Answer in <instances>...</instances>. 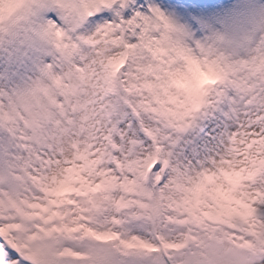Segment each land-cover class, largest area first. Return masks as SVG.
Segmentation results:
<instances>
[{
  "label": "snow or ice",
  "instance_id": "1",
  "mask_svg": "<svg viewBox=\"0 0 264 264\" xmlns=\"http://www.w3.org/2000/svg\"><path fill=\"white\" fill-rule=\"evenodd\" d=\"M129 3L0 0V264H199L217 230L264 264V46Z\"/></svg>",
  "mask_w": 264,
  "mask_h": 264
},
{
  "label": "rangeland",
  "instance_id": "2",
  "mask_svg": "<svg viewBox=\"0 0 264 264\" xmlns=\"http://www.w3.org/2000/svg\"><path fill=\"white\" fill-rule=\"evenodd\" d=\"M155 3L153 6L158 10L166 9L165 16L169 24L175 27H178L176 20L180 15L189 16L191 24L198 31L200 41L196 43L201 48L211 47L220 53H235L243 57L264 43L261 39L257 46L254 45L256 38L264 36V11L251 15L256 4L264 5V0H156ZM250 4L253 6L248 11ZM118 12L123 16L120 9ZM178 31L174 34L179 35ZM197 45H194L195 51L198 50ZM258 214L264 216V206H258Z\"/></svg>",
  "mask_w": 264,
  "mask_h": 264
},
{
  "label": "clouds",
  "instance_id": "3",
  "mask_svg": "<svg viewBox=\"0 0 264 264\" xmlns=\"http://www.w3.org/2000/svg\"><path fill=\"white\" fill-rule=\"evenodd\" d=\"M199 264H258L247 249L229 242L222 231L206 233L198 249Z\"/></svg>",
  "mask_w": 264,
  "mask_h": 264
},
{
  "label": "bare ground",
  "instance_id": "4",
  "mask_svg": "<svg viewBox=\"0 0 264 264\" xmlns=\"http://www.w3.org/2000/svg\"><path fill=\"white\" fill-rule=\"evenodd\" d=\"M142 0H131L129 4L127 13L134 14L136 11V7L141 3ZM156 0H147L148 4H153ZM253 4H250L248 7V11H251ZM162 11L165 13L166 9L163 8ZM264 11V5L256 4V9L251 11V15H258ZM165 17V15H163ZM177 22L180 26V35H175L177 39L183 44L194 50V45H197L196 41H200V37L198 36L197 29L191 24L189 16L180 15L177 19Z\"/></svg>",
  "mask_w": 264,
  "mask_h": 264
}]
</instances>
